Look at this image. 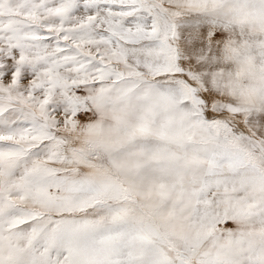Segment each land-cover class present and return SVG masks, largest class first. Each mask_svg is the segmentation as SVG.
Listing matches in <instances>:
<instances>
[{
	"label": "snow or ice",
	"instance_id": "6c2138e0",
	"mask_svg": "<svg viewBox=\"0 0 264 264\" xmlns=\"http://www.w3.org/2000/svg\"><path fill=\"white\" fill-rule=\"evenodd\" d=\"M0 264H264V0H0Z\"/></svg>",
	"mask_w": 264,
	"mask_h": 264
}]
</instances>
